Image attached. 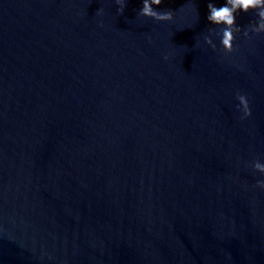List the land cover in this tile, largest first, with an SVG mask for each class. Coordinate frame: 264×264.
Segmentation results:
<instances>
[{
    "label": "water",
    "instance_id": "1",
    "mask_svg": "<svg viewBox=\"0 0 264 264\" xmlns=\"http://www.w3.org/2000/svg\"><path fill=\"white\" fill-rule=\"evenodd\" d=\"M0 264H264V0H0Z\"/></svg>",
    "mask_w": 264,
    "mask_h": 264
}]
</instances>
